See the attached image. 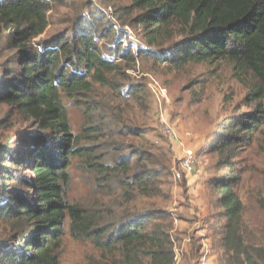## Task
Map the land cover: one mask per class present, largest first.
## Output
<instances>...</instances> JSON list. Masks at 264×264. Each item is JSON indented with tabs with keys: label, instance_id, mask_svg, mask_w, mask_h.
<instances>
[{
	"label": "trees",
	"instance_id": "trees-1",
	"mask_svg": "<svg viewBox=\"0 0 264 264\" xmlns=\"http://www.w3.org/2000/svg\"><path fill=\"white\" fill-rule=\"evenodd\" d=\"M128 1L121 9L127 15L138 11L132 21L141 26L147 45L161 47L176 34L181 39L166 52L120 49L115 60L124 61L122 67L101 55L96 38L103 36V19L78 17L71 33L41 39L49 11L67 0H0V41L6 44H0V105L35 128L17 141L0 139V264H61L58 250L67 217L72 235L89 240L99 251L87 264H176L165 211L129 213L108 231L98 214L64 199L70 159L81 149L61 94L85 97L94 83L110 84V75L131 68L141 55L173 67L227 60L239 81L248 80L245 101L250 111L221 120L207 149L217 156V170L230 169L213 182L224 222V264H264V245L244 235V206L233 188L238 182L236 158L264 124V0ZM141 160H117L112 166L99 165L100 171L129 173L131 188L151 197L158 189L159 171ZM21 170L31 174L25 177Z\"/></svg>",
	"mask_w": 264,
	"mask_h": 264
},
{
	"label": "rangeland",
	"instance_id": "rangeland-1",
	"mask_svg": "<svg viewBox=\"0 0 264 264\" xmlns=\"http://www.w3.org/2000/svg\"><path fill=\"white\" fill-rule=\"evenodd\" d=\"M129 4L128 0H67L49 11V24L39 38L71 33L78 17L103 19V36L96 40L101 55L113 60L123 48L133 53L166 52L181 39L176 34L161 47L147 45L141 26L132 21L138 11L127 15L121 9ZM0 44L6 47L4 40ZM110 79L105 86L94 83L85 97L69 99L61 94L81 149L67 168L65 201L98 214L102 225H109L108 231L129 213L159 208L170 223L176 264H224V222L213 182L230 169L217 170V156L207 148L221 120L250 111L245 101L248 80L239 81L227 60L173 67L143 55ZM159 88L166 90V97ZM34 131L25 117L0 105L1 140L17 141ZM184 147L193 149L196 166L191 174L175 180L173 168ZM138 156L142 164L159 171L154 196L144 197L131 188L129 173L100 171L99 165L112 166L117 160L134 164ZM233 169L238 177L233 188L244 206V235L251 243L264 245V124L241 148ZM21 174L28 177L31 171L21 170ZM58 256L61 264H87L99 251L89 240L72 235L67 217Z\"/></svg>",
	"mask_w": 264,
	"mask_h": 264
},
{
	"label": "built area",
	"instance_id": "built-area-1",
	"mask_svg": "<svg viewBox=\"0 0 264 264\" xmlns=\"http://www.w3.org/2000/svg\"><path fill=\"white\" fill-rule=\"evenodd\" d=\"M159 94L166 97V90L159 88ZM196 166L195 153L193 149L184 147L182 150V156L177 160V165L173 168V177L175 180H180L183 174H191Z\"/></svg>",
	"mask_w": 264,
	"mask_h": 264
},
{
	"label": "crops",
	"instance_id": "crops-1",
	"mask_svg": "<svg viewBox=\"0 0 264 264\" xmlns=\"http://www.w3.org/2000/svg\"><path fill=\"white\" fill-rule=\"evenodd\" d=\"M178 150H180V148H179V146L177 145V146H176V151H178Z\"/></svg>",
	"mask_w": 264,
	"mask_h": 264
}]
</instances>
